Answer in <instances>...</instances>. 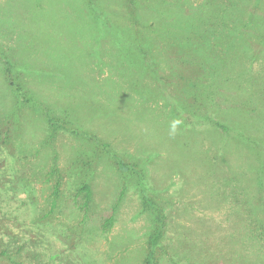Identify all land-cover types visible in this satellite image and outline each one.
<instances>
[{
	"label": "rangeland",
	"instance_id": "rangeland-1",
	"mask_svg": "<svg viewBox=\"0 0 264 264\" xmlns=\"http://www.w3.org/2000/svg\"><path fill=\"white\" fill-rule=\"evenodd\" d=\"M149 257L264 264V0H0V264Z\"/></svg>",
	"mask_w": 264,
	"mask_h": 264
},
{
	"label": "trees",
	"instance_id": "trees-1",
	"mask_svg": "<svg viewBox=\"0 0 264 264\" xmlns=\"http://www.w3.org/2000/svg\"><path fill=\"white\" fill-rule=\"evenodd\" d=\"M10 85L11 86H13L14 88H15V92H16V94L18 95V93H19V88L16 86V84L14 83V81L12 80V79H10ZM19 96V95H18ZM53 122V124H52V126H54V130H56V127H58V126H60V122L59 121H56V120H54V119H51V123ZM93 161V160H92ZM92 161H91V164H92ZM90 164V165H91ZM143 187H144V190L146 191V190H148V188L149 187H146V184L145 185H143ZM55 191H57V188L55 189ZM81 192H84V197L86 198V200L87 199H89V190H88V188L87 187H83L82 189H81ZM52 205H54V200H53V202H52ZM159 222L161 221V219L160 218H158L157 219ZM160 236H161V232H160V229H159V227H157V228H155L154 229V231H153V233H152V235H151V239H150V243H151V247L152 248H154V247H156L157 246V244H158V241H159V239H160ZM151 248V249H152ZM150 254L151 255H153V252L152 251H150ZM153 258L152 257H149L147 260H146V262H145V264H153V260H152Z\"/></svg>",
	"mask_w": 264,
	"mask_h": 264
},
{
	"label": "clouds",
	"instance_id": "clouds-1",
	"mask_svg": "<svg viewBox=\"0 0 264 264\" xmlns=\"http://www.w3.org/2000/svg\"><path fill=\"white\" fill-rule=\"evenodd\" d=\"M175 126H173V130H174Z\"/></svg>",
	"mask_w": 264,
	"mask_h": 264
}]
</instances>
